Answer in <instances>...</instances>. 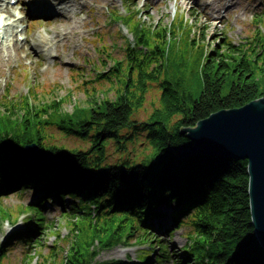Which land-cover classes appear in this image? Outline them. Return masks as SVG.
I'll list each match as a JSON object with an SVG mask.
<instances>
[{
	"label": "trees",
	"instance_id": "trees-1",
	"mask_svg": "<svg viewBox=\"0 0 264 264\" xmlns=\"http://www.w3.org/2000/svg\"><path fill=\"white\" fill-rule=\"evenodd\" d=\"M138 14L141 11L112 15L113 20L135 25L125 62L111 58L113 67L100 78L115 89L113 98L93 94L88 107L77 105L70 113L65 112L63 100H45L47 95L34 89L27 97L11 95L0 101L6 107V113H0V185L6 191L32 184L42 192L39 208L46 198L60 196L62 201L69 194L78 200L72 208L75 218L82 214L78 204L89 206L81 216L91 234L78 227L61 264H128L95 262V241L102 250L132 238L152 246L141 255L142 264H149L153 254L158 261L175 264H264V249L250 214L248 160L218 154L182 156L177 151L192 145L185 128L221 110L264 98V33L258 29L239 46L228 40L218 51L204 54L194 70V64L181 60L175 70L172 54L177 52L182 32L176 30L181 31L182 25L151 30L136 18ZM187 31L192 34L193 28ZM196 43L194 38L193 46ZM153 86L159 90L160 105L146 120H138L136 113L145 107ZM15 105L18 109L10 111ZM46 125L89 142L90 150L49 145ZM32 142L59 160L41 166L9 155ZM111 145L125 157L106 162V148ZM136 145L146 154L141 161L130 156L128 148ZM162 205H176L173 223L186 228L187 241L179 253L163 239L153 240L159 236L151 222L153 216L162 215L156 210ZM40 222L36 230L45 226L43 216ZM34 232L29 229L27 234ZM30 240L26 242H34ZM10 247L0 248V264L7 260Z\"/></svg>",
	"mask_w": 264,
	"mask_h": 264
},
{
	"label": "rangeland",
	"instance_id": "rangeland-1",
	"mask_svg": "<svg viewBox=\"0 0 264 264\" xmlns=\"http://www.w3.org/2000/svg\"><path fill=\"white\" fill-rule=\"evenodd\" d=\"M33 1L35 0H22L17 5L19 6L17 9L26 13L24 23L28 25L29 40L19 42L17 44L19 47L16 49L10 47L9 53L5 51L1 55L0 101L5 100L4 96L11 87L13 88L11 95L13 94L15 99L33 94L31 89L35 88L38 89L35 93L42 92L47 95L45 100L55 99L57 102L63 100V108L69 113L73 112L77 105L82 108L88 107L87 101L91 100L93 94L101 99L114 97L115 89H112L110 82L100 78L102 75L107 76L108 70L113 67L114 62L111 58L121 63L125 62L127 45L133 39L131 29H135V25L111 20L113 14L126 16L128 12L134 14L140 8L141 14L136 18L151 30L154 28L162 30L167 26L170 28L172 23L177 26L182 25L181 31L176 30L177 33L182 32L176 44L177 52L172 54L175 70L180 60L189 65L194 64L192 69L194 70L197 67L196 62L203 59L204 54L211 55L212 52L218 51L228 40L239 46L254 37L258 29L264 33V0H132V2L105 0L104 3L89 0L78 14L86 25L80 27L76 42L73 44L71 41H59L57 53L52 49L53 53L48 55L45 50L41 52L35 50L32 41L38 40L39 34L53 35L51 29L64 26L65 16L61 14L53 15L54 17L34 16L31 11ZM40 1L36 0L38 4ZM182 19L186 20L185 25L181 23ZM191 28L193 32L189 34L187 29ZM194 38L197 43L193 46ZM55 42L56 40L53 41ZM103 62L108 63L107 67L103 66ZM27 73L29 78L23 81ZM156 86L159 87L158 84ZM157 87H152L147 103L139 113H136V119L146 120L160 105ZM54 91L56 92L50 95ZM14 108H17L16 105L11 106L9 110L14 111ZM5 109V105H0L1 114L6 113ZM46 128L45 136L49 145H63L68 149L75 148L86 152L90 150L89 142L63 134L53 125H46ZM128 149L131 152L130 156L134 155L138 161L146 158L141 146H130ZM121 152H117L113 145L109 146L105 152L108 154L106 162L119 160L123 155ZM13 154L17 156V153L9 151V155ZM21 188L23 186L1 192L5 194L3 195L5 198H0V248L11 244L7 260L3 264H61L77 234V228H82L85 234H91L82 217L72 216L74 215L71 212L72 208L77 202L64 201L66 208L57 202L55 204L52 202L46 209L45 207L39 209L33 204L36 203L40 193L29 188L25 194L16 195ZM77 207L83 211L90 210L85 203H80ZM176 208L175 205L160 206L156 210L162 215L153 216L151 224L155 227V233L170 246L172 252L179 253L178 250L187 241V234H185L186 228L178 229L171 221L172 213ZM41 216L47 221L46 228H38L34 230L35 234L29 235L30 241L34 242L28 243L23 240L15 242L16 236L25 233L28 226L38 223ZM75 222L78 224L77 227ZM170 229L176 230L172 234ZM27 235L25 234V237ZM95 245L98 248L95 253L97 263L119 260L128 264H139L144 251L152 248L149 244L136 242L135 238L109 249L100 250L98 241H95ZM155 259L154 257L150 264H175L172 260L158 262Z\"/></svg>",
	"mask_w": 264,
	"mask_h": 264
},
{
	"label": "water",
	"instance_id": "water-1",
	"mask_svg": "<svg viewBox=\"0 0 264 264\" xmlns=\"http://www.w3.org/2000/svg\"><path fill=\"white\" fill-rule=\"evenodd\" d=\"M192 145L179 148L182 156L225 155L248 160V195L255 236L264 249V98L243 107L221 110L183 130ZM31 164L57 160L50 151L32 142L18 153Z\"/></svg>",
	"mask_w": 264,
	"mask_h": 264
},
{
	"label": "bare ground",
	"instance_id": "bare-ground-1",
	"mask_svg": "<svg viewBox=\"0 0 264 264\" xmlns=\"http://www.w3.org/2000/svg\"><path fill=\"white\" fill-rule=\"evenodd\" d=\"M88 1L89 0H52L51 4H49L45 9H42V8L32 9V14L34 16L42 15L44 17H54L53 15L59 16L60 14L62 16H65V21H64L65 25L64 26H59V27L57 26L55 28H52L51 32L53 33V35H51V36L49 34L48 35L47 34H44V35L39 34L38 40L36 39V40L32 41V47L35 50H39L40 52L45 50L48 55H51V53H53L52 49H54V51L57 53V46H58L59 41L60 42L71 41V43L74 44L76 42L78 36H79L80 27L83 24L86 25L85 21L82 22L81 18L78 16V14L80 13L81 9L86 6ZM97 1H99L100 3L105 2V0H97ZM4 10H7V8L5 7ZM4 24H5V26H9V28H10V26L12 28V25H13L12 22H10V21H9V23H4ZM5 26H3V27H5ZM9 28L4 31L5 34L3 35V42H4V45H6V46H10L11 44H13L14 49H16L17 48L16 43H12L13 39H11V36L8 34ZM26 33H27V30H26ZM46 33H48V30ZM0 37H1V32H0ZM26 40H28V39H26ZM54 40H56L55 43H53ZM5 51L7 53H9L8 48L5 50L4 48L0 47V60L2 58L1 55ZM0 186H3V185H0ZM24 238H26L24 240V241H26L27 239H29L31 237L29 235H27ZM153 240L160 241L161 237H159V238L154 237ZM153 240L148 241V243L153 241ZM144 243H142V244H144ZM140 264H142V262Z\"/></svg>",
	"mask_w": 264,
	"mask_h": 264
}]
</instances>
